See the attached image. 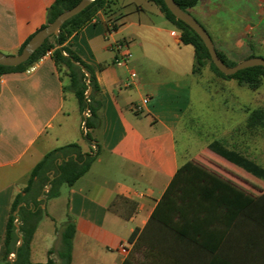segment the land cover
Segmentation results:
<instances>
[{
  "label": "crops",
  "instance_id": "crops-1",
  "mask_svg": "<svg viewBox=\"0 0 264 264\" xmlns=\"http://www.w3.org/2000/svg\"><path fill=\"white\" fill-rule=\"evenodd\" d=\"M53 1L0 0V51L18 54L46 24ZM148 5L115 0L108 12L100 11L67 41L98 80L95 141L79 135L88 109H81L66 69L56 65L52 54L31 70L0 74V264L16 195L48 152L74 142L84 153L96 150L97 157L73 185L61 186H67V219L71 216L76 227L71 264H122L132 251L130 235L147 225L183 166L189 174L183 182V216L174 217L171 226L154 225L150 258L137 252L135 259L147 264H264V179L209 144L218 140L263 167L264 161L254 155L249 130L240 133L234 127L198 151L186 148L180 154L176 129L191 106L192 76L198 77L195 50L181 41L180 30L158 5L150 0ZM190 13L221 52L223 34L234 32L238 40L240 23L247 25L246 40L264 47V0H200ZM119 43L130 54L123 65L115 64ZM67 159L60 154L54 163ZM44 175L51 180L55 169L47 167ZM44 190L38 189L37 199L47 210L31 242L32 262H46L49 250L59 248L67 221L61 228L54 223L56 198L47 199ZM122 243L128 252L120 249ZM51 257L58 260L56 253Z\"/></svg>",
  "mask_w": 264,
  "mask_h": 264
},
{
  "label": "trees",
  "instance_id": "trees-1",
  "mask_svg": "<svg viewBox=\"0 0 264 264\" xmlns=\"http://www.w3.org/2000/svg\"><path fill=\"white\" fill-rule=\"evenodd\" d=\"M81 0H54L48 8L47 22L42 27L51 23L60 13L77 5ZM159 6L166 18L170 20L181 33V41L184 44H191L195 50V63L193 72L200 73L202 69L209 63L210 68L223 78H235L240 84H246L255 89L258 88L264 78L263 66H252L241 69L232 75L221 72L211 60L209 51L197 32L192 29L183 20L177 18L168 8L165 0H150ZM177 4L186 11L190 12V8L194 7L200 0H175ZM115 0H94L81 12L64 22L59 30L58 35H52L47 38L44 43L31 55L24 63L18 66H5L0 64V74L10 71H23L38 61L48 50H52V57L58 67H64L70 77V88L74 91L78 98L82 110L88 109L89 115L85 117L84 135L88 141H95L93 131L100 123L99 109L100 101L96 98L99 91V84L95 71L91 65L86 63L68 44V39L77 31H79L88 22L93 20L100 11L108 12ZM113 29L117 28L113 24ZM31 38V37H30ZM29 38V39H30ZM28 39V40H29ZM25 42V44L28 42ZM24 44V45H25ZM22 46V48L24 47ZM253 48V46L251 45ZM20 49V51L22 50ZM218 50V49H217ZM220 57L230 66L236 63L227 61V55L218 50ZM252 56H263L260 54H252ZM88 74L86 73V71ZM91 93L86 96L89 88ZM264 124V112L261 109L253 110L249 117L247 125L254 127ZM96 145H98L97 142ZM209 148L226 159L245 168L254 175L264 179V167L256 161L242 155L241 153L227 148L222 142L214 140L209 144ZM68 157L62 163H54L55 159L60 155ZM97 157V151L82 152L81 146L74 142L55 148L48 152L46 156L32 170L28 185L24 190L18 193L13 201L11 214L9 216L5 238L2 248V264H71L73 239L76 232L75 222L68 217L61 232V243L58 249L51 248L49 250V259L46 262H32L30 259L31 242L36 231L39 220L46 212L42 207L43 199H37L40 194L38 189L47 185L49 176L44 175L47 167L55 169V175L50 180V189L43 192L47 199L56 197L60 194V188L63 184L73 185L84 173H86L93 161ZM188 168L183 166L178 169L168 187L164 191L154 212L149 219L147 225L143 229L137 228L129 237V242L133 243L131 254L124 260L122 264H147L145 261H137L135 255L137 252L142 253L147 260L151 255L150 231L156 226L174 225V217L181 218L183 216V193L184 178H187ZM38 179V181H37ZM37 190V191H36ZM37 194H36V192ZM32 202V205H30ZM25 203V204H24ZM19 231L17 232V225ZM22 237V243L17 248L19 236ZM56 253L58 260L51 257ZM15 255V260H11V255Z\"/></svg>",
  "mask_w": 264,
  "mask_h": 264
},
{
  "label": "rangeland",
  "instance_id": "rangeland-1",
  "mask_svg": "<svg viewBox=\"0 0 264 264\" xmlns=\"http://www.w3.org/2000/svg\"><path fill=\"white\" fill-rule=\"evenodd\" d=\"M135 1L149 7L148 0ZM229 28L224 27L225 31ZM238 28V40L232 38L236 33L227 32L223 34V41L218 43L219 48L224 49L227 61L237 64L254 53L264 55V47L257 46L258 42L246 40L247 25L240 23ZM251 43L255 47L252 48ZM197 74L198 77L192 76L194 88L190 109L176 129L180 154L184 156L186 148L198 151L199 148L206 146L207 142L219 137L220 133L226 134L234 127L240 133L249 130L255 148L254 155L264 161V124L254 127L247 125L248 117L253 110L261 109L264 112V78L261 85L253 89L246 84H240L235 78L219 76L210 68L209 63ZM81 118L85 119L83 116ZM83 129L84 123L79 135L87 140ZM46 147L44 146L45 149ZM46 183L44 192L50 189V180ZM66 188L67 186L64 185L60 190L61 195L53 197L56 199L51 211L56 219L54 223L59 228L65 224L60 223L67 220ZM11 256L15 257L14 254Z\"/></svg>",
  "mask_w": 264,
  "mask_h": 264
},
{
  "label": "water",
  "instance_id": "water-1",
  "mask_svg": "<svg viewBox=\"0 0 264 264\" xmlns=\"http://www.w3.org/2000/svg\"><path fill=\"white\" fill-rule=\"evenodd\" d=\"M92 1L94 0H81L74 7L67 9L60 13L51 23L46 26L40 28L24 45L22 50L18 54H5L0 51V64L5 66H18L25 61H27L31 55L44 43V41L52 35H58L61 26L65 21L72 18L79 12H81L84 8H86ZM168 8L171 12L179 19L183 20L186 24H188L192 29H194L197 34L202 38L205 43L211 60L215 64V66L224 74L232 75L237 71L252 67V66H263L264 67V57L263 56H252L246 58L237 64L230 66L220 57L218 50L215 46V43L207 31V29L189 12L181 8L175 0H165ZM84 69V68H83ZM85 70V69H84ZM86 71V70H85ZM88 74V72L86 71ZM92 88L89 86L86 96L91 93ZM62 162V161H61ZM60 162V163H61ZM17 232L19 231V224L17 223ZM22 243V237L19 236V242L17 248ZM15 260V257L12 258Z\"/></svg>",
  "mask_w": 264,
  "mask_h": 264
},
{
  "label": "built area",
  "instance_id": "built-area-1",
  "mask_svg": "<svg viewBox=\"0 0 264 264\" xmlns=\"http://www.w3.org/2000/svg\"><path fill=\"white\" fill-rule=\"evenodd\" d=\"M124 47H125V43H119L118 45H117V51H118V53H119V55L116 57V59H115V64L116 65H123V64H125L128 60H129V58H130V54L128 53V51H126V50H123L124 49ZM52 54V50H48L43 56H46V55H51ZM42 56V57H43ZM33 68V66H30L29 68H28V70H31ZM132 76H135V73H132L131 74ZM143 102L144 103H147L148 102V98H144L143 99ZM89 112H88V110L86 111V114H88ZM120 249L123 251V252H128V247H127V245L126 244H124V243H122L121 245H120Z\"/></svg>",
  "mask_w": 264,
  "mask_h": 264
}]
</instances>
